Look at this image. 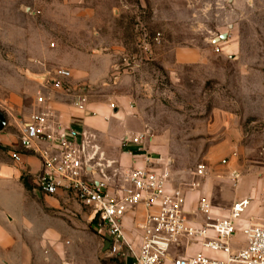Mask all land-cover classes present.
Listing matches in <instances>:
<instances>
[{"label": "rangeland", "instance_id": "1", "mask_svg": "<svg viewBox=\"0 0 264 264\" xmlns=\"http://www.w3.org/2000/svg\"><path fill=\"white\" fill-rule=\"evenodd\" d=\"M225 31V40L212 41ZM182 49L196 60L177 62ZM104 66V79L89 82ZM61 68L77 85L71 94L113 104L129 118V134H146V147L161 158L173 186L199 182L185 192L187 210H195L207 183L203 196L219 215L239 195L249 198L232 238L241 247L252 201L264 217V0H0V111L7 118L0 157L16 147V124L43 109L39 76ZM104 149L111 156L134 153L122 137L116 148ZM198 164L205 175L194 178ZM230 169L239 173L235 182ZM19 188L10 214L15 238L44 232L61 242L40 249L33 241L23 244L24 264H124L105 257L102 238L84 216L88 211L75 200L48 211L58 216L49 220L43 216L46 195L25 174ZM40 250L55 257H40ZM196 251L224 258L199 243L188 246V254Z\"/></svg>", "mask_w": 264, "mask_h": 264}, {"label": "built area", "instance_id": "2", "mask_svg": "<svg viewBox=\"0 0 264 264\" xmlns=\"http://www.w3.org/2000/svg\"><path fill=\"white\" fill-rule=\"evenodd\" d=\"M70 77L66 68L39 76L41 89L36 95L43 109L16 124L18 148L9 151V157L23 165L25 155L33 156L37 171L25 172L32 186L43 195L73 199L88 211L89 223L105 245V257H116L124 264H264V225H246L241 247L232 240L235 221L248 207L249 198L236 199L226 215H219L201 196L195 210L189 211L184 206L185 192L198 188L199 182L173 186L161 168V158L146 147L145 133L124 135L122 142L134 148L129 153L139 157L126 165L108 159L92 133L64 127L45 106L42 90L71 95L74 108L88 114L87 94H71ZM110 108L116 107L110 104ZM192 175L204 177V165L198 164ZM228 177L235 182L239 173L230 169ZM139 207L142 214L136 219ZM128 212L134 214L127 230L124 218ZM192 243L220 252L224 258L201 251L188 254Z\"/></svg>", "mask_w": 264, "mask_h": 264}, {"label": "crops", "instance_id": "3", "mask_svg": "<svg viewBox=\"0 0 264 264\" xmlns=\"http://www.w3.org/2000/svg\"><path fill=\"white\" fill-rule=\"evenodd\" d=\"M196 60L195 54L192 51L182 49L176 52V61L180 63H190ZM107 74V67L104 66V69L101 72V75L97 70H94L89 75V82L96 83L100 80H103L105 75ZM71 79V77H70ZM71 83L73 82L70 80ZM73 88L77 85L72 83ZM55 91L60 94H56V98H53L52 92L47 93L45 96L47 100L46 106L51 109L59 122L66 128H76L88 131L95 135L96 142L100 146L101 150L105 153L108 159L119 160L121 163L126 165H131L133 159L138 160L139 157H136L131 153L125 152H115L113 155H107V151L104 149V145L114 146L116 148V144L118 143V137H124L125 134H129L126 130V122L129 118L125 115L123 111L114 112L110 106L104 103H87V113H82L74 108L72 104V96L61 91H57L51 89V91ZM45 92V91H44ZM45 95V94H44ZM70 98V102L67 99ZM112 110V111H111ZM123 119L125 122H121L118 124V120ZM5 128L0 132V142L1 136L4 133ZM4 140V139H3ZM16 147L17 138L15 140ZM3 146L0 143V147ZM14 148V149H15ZM153 152V151H152ZM155 153V152H154ZM9 154V152H8ZM23 165L14 163L10 157H0V264H24V247L23 244H27L30 241H33L36 244V247L39 249L42 246L48 245H58L61 244L59 242V238L54 235L47 233H40L39 237L32 236L31 233L24 232L22 234V239L19 240L15 238V233L13 232V226L11 225L12 218L10 217L12 207L17 205V196L20 194L22 190H20V177L25 172L31 171L35 172L38 168V162L33 156L25 155L22 158ZM25 163L28 164V168H26ZM26 175V174H25ZM204 186V185H203ZM22 189V188H21ZM195 190V189H194ZM192 191V190H190ZM188 192V191H186ZM208 192V183L204 186V191L199 194V197H204L203 195ZM239 199L244 195H239ZM46 205L43 206V216L49 220H56L58 218L57 215L48 212V211H58L61 207L64 198L60 196H44ZM70 204V203H68ZM66 205V204H65ZM71 205V204H70ZM256 201H252L251 212L249 215V219L245 220L246 225L248 224H258L264 225V217L262 216V212L256 208ZM139 213L136 216V219L141 218L142 210L141 208H137L135 211ZM134 212H128L124 218L126 229H130L132 224L131 220L133 218ZM87 218V222L89 223V216L86 213L84 215ZM247 219V218H246ZM58 221V220H57ZM27 226V225H26ZM30 232V231H29ZM129 232V231H127ZM36 238V239H34ZM67 245L70 244V241H66ZM62 250H66V245L62 243ZM67 253L73 254V251ZM40 257H50L54 258L53 253H43L40 250V253H37Z\"/></svg>", "mask_w": 264, "mask_h": 264}, {"label": "water", "instance_id": "4", "mask_svg": "<svg viewBox=\"0 0 264 264\" xmlns=\"http://www.w3.org/2000/svg\"><path fill=\"white\" fill-rule=\"evenodd\" d=\"M228 27H232V25H228ZM228 36V31H225L223 33L218 34L217 36H215L212 41L215 42H220L223 41L227 38ZM7 124V118L4 112L0 111V132L6 127Z\"/></svg>", "mask_w": 264, "mask_h": 264}]
</instances>
